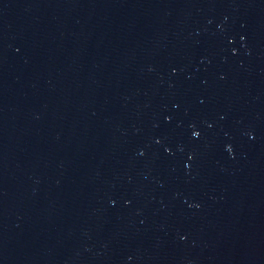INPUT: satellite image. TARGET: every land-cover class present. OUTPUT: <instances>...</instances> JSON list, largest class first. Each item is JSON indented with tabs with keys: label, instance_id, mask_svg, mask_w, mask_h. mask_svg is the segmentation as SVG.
Instances as JSON below:
<instances>
[{
	"label": "water",
	"instance_id": "95a60500",
	"mask_svg": "<svg viewBox=\"0 0 264 264\" xmlns=\"http://www.w3.org/2000/svg\"><path fill=\"white\" fill-rule=\"evenodd\" d=\"M0 264H264V0H0Z\"/></svg>",
	"mask_w": 264,
	"mask_h": 264
}]
</instances>
